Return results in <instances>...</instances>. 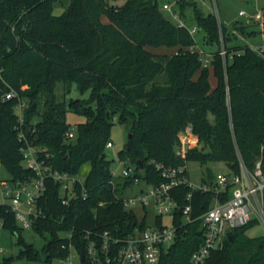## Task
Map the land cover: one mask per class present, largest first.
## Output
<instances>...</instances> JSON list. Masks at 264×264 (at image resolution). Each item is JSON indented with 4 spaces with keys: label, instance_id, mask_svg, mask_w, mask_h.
I'll return each mask as SVG.
<instances>
[{
    "label": "trees",
    "instance_id": "16d2710c",
    "mask_svg": "<svg viewBox=\"0 0 264 264\" xmlns=\"http://www.w3.org/2000/svg\"><path fill=\"white\" fill-rule=\"evenodd\" d=\"M113 1L69 0L56 14L62 0H0L1 162L13 179L31 173L23 165L22 131L32 144L47 147L55 168L80 175L85 165L90 166L68 204L62 201L59 184L48 181L40 199L43 215L32 227L50 234L44 247L47 261L53 256L65 259L71 245L85 253L88 230L122 235L136 225L146 226L145 219L139 221L135 211L118 199L133 180L111 171L113 159L106 150L116 122L131 133L119 159L135 165L137 175L149 182L161 179L153 160L184 163L176 146L189 124L201 146L189 148L187 160L222 161L239 171V155L253 167L264 154V53L230 45L228 26L220 27L216 15L202 13L192 0ZM174 1L187 26L166 14L164 3ZM195 25L203 33V43L217 45L207 51L211 58L206 65L199 51L192 50L198 40L189 27ZM74 85L82 93L89 91V96L67 99ZM12 89L28 101L23 123L15 109L17 99L5 97ZM69 111L85 117L71 139L66 136L71 128ZM208 175L214 176L211 168ZM190 191L187 185L179 188L181 203ZM214 196L212 191L193 190V214H202ZM0 220L19 236L20 255L38 259L39 253L23 239L10 204L0 203ZM255 224L235 228L233 239L227 236L224 246L214 250L213 263L264 264V238L246 234ZM187 230L162 254L159 264H190L203 240L202 219L189 223ZM11 261L6 257L0 264Z\"/></svg>",
    "mask_w": 264,
    "mask_h": 264
},
{
    "label": "built area",
    "instance_id": "2783aa9c",
    "mask_svg": "<svg viewBox=\"0 0 264 264\" xmlns=\"http://www.w3.org/2000/svg\"><path fill=\"white\" fill-rule=\"evenodd\" d=\"M213 1L217 7V0ZM175 2H165L163 8L174 16L179 26H187V22L174 8ZM240 13L246 12L242 10ZM216 17L221 27L218 10ZM189 30L195 35L198 27L190 26ZM192 50L199 51L205 65L210 62L211 54L199 47L198 43ZM256 50L264 53V46ZM221 53L226 60L227 50L224 48ZM5 97L17 99L15 109L20 122L23 123L28 101L13 89L7 91ZM75 128L76 124L71 125L66 133L68 139L74 137ZM19 137L25 142L21 147L23 165L31 173L23 178L6 179L3 184L17 223L22 228H32L34 222L43 215L40 199L47 192L50 179L59 184L62 201L68 204L78 194L76 183L80 181L83 185L84 178L55 168L52 164V154L47 147L32 144L22 131ZM181 138L184 145L181 149H176V153L184 156V163L173 165L152 161L160 174L161 179L158 182H149L137 175L135 165L125 163L119 176L131 178L133 182L124 185V191L130 190L133 185H140V189L129 194H119L118 199L123 201L127 209L135 211L139 221L145 219L146 226L136 225L132 231L122 235L107 229L86 231L85 253L79 252L81 257L84 256L83 260L87 259L89 264H159L162 254L171 247L178 235L188 231L187 225L201 218L204 236L192 252L190 264H214V250L224 246L225 238L235 228L251 221L264 225V154H261L253 167H249L239 155V171L230 168L228 172L219 171L214 173L211 179L196 184L190 178L188 160L185 158L189 148L185 142L191 138L198 140L191 124L181 132ZM113 145V141L107 143V147ZM263 150L264 146L262 152ZM111 171L114 176H118L114 168ZM182 185L191 189L184 203H181L179 194ZM196 189L212 191L215 194L208 208L200 215L193 214V204L190 202L192 191ZM151 207L154 213L150 210ZM152 214L155 225H148L147 219ZM166 217H170L169 223L165 222ZM71 247L73 249L74 246ZM71 252L66 260L72 259Z\"/></svg>",
    "mask_w": 264,
    "mask_h": 264
},
{
    "label": "rangeland",
    "instance_id": "374dc122",
    "mask_svg": "<svg viewBox=\"0 0 264 264\" xmlns=\"http://www.w3.org/2000/svg\"><path fill=\"white\" fill-rule=\"evenodd\" d=\"M62 1L64 2V4L58 2L54 9V12L56 14H60L69 3V0ZM125 1L126 0H116L113 1V3L122 4ZM192 1L200 9V11L206 15H216L218 10L221 22L228 26L230 45H239L241 48L250 47L253 49H259V47L264 46V0H217V7H215L213 0ZM242 10H244L246 13L241 14L240 11ZM188 11H191V8H188ZM166 14L176 21L174 16H172L170 13L166 12ZM257 14H259L260 16L257 17ZM104 19L107 20L106 17ZM202 35V31L196 33L199 47H201L206 52L211 49L217 48V45L210 47L208 44L203 43ZM221 47L223 49L225 48L223 39L221 42ZM150 49L159 52H172L171 49H168L166 47H152ZM212 83H214V85L216 83L214 78H212ZM87 96H89V91L82 93L79 88L74 85L71 93L68 94L67 99ZM84 120L85 117L82 115L76 114L72 111H69L67 113V122L71 125L77 124ZM181 132L180 142H178L176 149L184 145L181 138ZM128 134V129L125 124L116 122L112 127L111 139L114 145L112 147H107L106 152L108 157L110 159H113V168L117 175L121 174L125 166V162L119 159L118 152L124 146ZM185 144L188 145L189 148L201 146L199 140L194 138L188 139ZM178 156L183 157V160H185L183 155ZM209 168H211L214 173H217L219 171H229V166L222 161L203 164L197 160H188L190 178L192 182L196 184H200L204 180V178L209 179ZM89 170L90 166L85 165L83 167L82 173L80 174V177L84 178ZM11 177L12 176L10 172L0 160V203L10 204V198L5 192L3 182L6 179H10ZM139 189L140 185H133L130 190H122L121 194H129L131 191L136 192ZM150 210L154 213V209L152 207ZM147 222L148 225H155L154 214L148 217ZM165 222L169 223L170 217H166ZM21 233L25 242L29 245H32L35 251L39 253V258L29 259L25 256H21L20 252L23 248V245L19 243V236L16 233L12 232L10 228L5 227L0 220V262H3L6 257H12L11 264H82L81 255L74 247L71 252V260L53 256L51 261H47L46 259L48 252L44 250V247L50 239L49 232L41 234L40 231L36 228H22ZM67 234L68 233H62V235ZM246 234L251 237L264 238V225L261 222H258L247 229Z\"/></svg>",
    "mask_w": 264,
    "mask_h": 264
},
{
    "label": "water",
    "instance_id": "95a60500",
    "mask_svg": "<svg viewBox=\"0 0 264 264\" xmlns=\"http://www.w3.org/2000/svg\"><path fill=\"white\" fill-rule=\"evenodd\" d=\"M129 136H131V133L129 134ZM138 163L140 164V167H141V169H142V168H143L142 161H141V160H139V161H138ZM229 236H230V239H233V236H232V234H230ZM81 259L83 260V259H84V256H82V257H81Z\"/></svg>",
    "mask_w": 264,
    "mask_h": 264
}]
</instances>
